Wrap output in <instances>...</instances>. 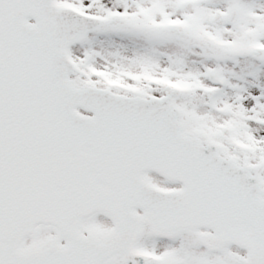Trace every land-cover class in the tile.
I'll return each instance as SVG.
<instances>
[{
	"label": "water",
	"instance_id": "1",
	"mask_svg": "<svg viewBox=\"0 0 264 264\" xmlns=\"http://www.w3.org/2000/svg\"><path fill=\"white\" fill-rule=\"evenodd\" d=\"M237 14L235 7L228 22ZM101 23L97 16L58 8L54 0H6L0 6V166L7 168L0 176H9L5 194L13 212L19 213L15 207L25 192L27 234L41 223L67 220L65 231L79 238L84 215H76L88 211L106 212L116 223L107 239L86 238L94 243L92 255L71 241L62 246L58 237L22 251L26 264H109L118 256L145 264L132 252L145 222L163 234L211 229L205 243L215 249L236 244L248 251L250 264H264V190L250 168L221 157L216 144L203 146L183 133L165 99L127 98L70 82V44ZM217 75L212 72L214 81ZM92 165L112 172L107 186L91 173ZM84 168L87 175L76 178L74 172ZM149 170L184 187L156 188L144 179Z\"/></svg>",
	"mask_w": 264,
	"mask_h": 264
},
{
	"label": "rangeland",
	"instance_id": "2",
	"mask_svg": "<svg viewBox=\"0 0 264 264\" xmlns=\"http://www.w3.org/2000/svg\"><path fill=\"white\" fill-rule=\"evenodd\" d=\"M56 4L97 11L105 18L102 27L71 46L76 64L71 79L76 86L169 98L189 134L204 143L216 141L222 156L251 166L264 187V77L261 81L248 73L264 68V59H256L261 65L251 60L252 50H264V32L257 28L264 27V0H56ZM235 4L240 18L227 26L224 15ZM124 28L132 29L130 39ZM225 31L229 37L217 36V32L225 36ZM155 35L164 42L153 44ZM241 37L246 41L243 48L237 45ZM167 44L179 48L175 51ZM211 70L221 73L220 84L208 79ZM214 110L218 121L208 123L204 117L210 118ZM146 178L165 189L181 187L157 174ZM86 228L104 232L94 222ZM142 230L135 250L150 264H247L245 251L233 246L214 251L203 245V230L168 237L156 235L149 226Z\"/></svg>",
	"mask_w": 264,
	"mask_h": 264
},
{
	"label": "flooded vegetation",
	"instance_id": "3",
	"mask_svg": "<svg viewBox=\"0 0 264 264\" xmlns=\"http://www.w3.org/2000/svg\"><path fill=\"white\" fill-rule=\"evenodd\" d=\"M7 239L8 237L6 236V233L0 230V264H9L8 258L5 256V250L7 247H9V240ZM39 242H42V240ZM26 245H27V242L24 239L22 241V247L25 248Z\"/></svg>",
	"mask_w": 264,
	"mask_h": 264
}]
</instances>
